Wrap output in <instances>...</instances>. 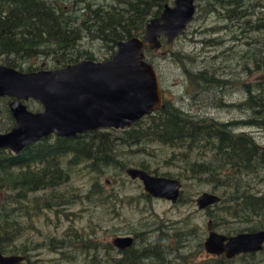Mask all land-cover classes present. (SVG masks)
<instances>
[{
    "label": "trees",
    "instance_id": "1",
    "mask_svg": "<svg viewBox=\"0 0 264 264\" xmlns=\"http://www.w3.org/2000/svg\"><path fill=\"white\" fill-rule=\"evenodd\" d=\"M172 2L116 0V5L106 8L99 5L93 7L88 0H73L75 5L84 4V12L76 16L58 4L57 0H0V64L21 72H35L42 69L27 67L23 71L20 67L27 61L51 56L56 62L55 69L79 63L83 56L86 60L95 61L92 54L78 50V43L86 37L101 41L109 53L106 61L115 54L118 42L141 37L147 23L159 16L164 6ZM244 7L243 0H214V3L207 4L206 12L213 13L219 8L225 11L223 20L231 23L244 20L250 31H260L264 27V19L245 21L254 11H246L248 9ZM151 53L153 51L145 49L147 61L154 65L149 57ZM253 59L254 71H264V50L254 53ZM186 73L190 74L189 71ZM206 74H197L196 88L200 87L201 81L203 84L214 81V76ZM214 83L216 85L213 87L225 85L224 81ZM243 87L246 99L233 108L249 110L251 117L246 121L217 123L192 117L163 100L160 110L126 130H96L70 139L51 136L26 148L18 156L0 151V253L23 256L26 264H38L30 261V250L25 245L15 246L23 234L20 218L29 217V210L38 213L80 199L77 194L67 197L58 188L70 181L72 170L81 164L93 170L109 166L124 169L126 166L120 160L121 146L158 144L168 147L172 151L171 159L176 158L178 162L185 163L181 169L186 172L185 177L210 183L212 194H215L216 189H225L219 196L220 203L214 205L212 211L221 210L230 217L252 225L230 228L226 232L227 236L264 231V190L251 185L252 182L264 183V146L246 132H235L243 126L258 129L264 134V80L257 79ZM3 100L6 109L4 117L7 126H11L10 100ZM25 105L33 112L41 111V106L36 102L28 101ZM141 150L144 151V148ZM136 166L149 175L157 176V172L151 171L145 161ZM163 177L172 178L169 174H163ZM37 192L43 195L34 197ZM94 197L103 202L111 198L102 195L98 186H94L87 194V199ZM180 197L177 202L182 203ZM145 198L149 200L150 196L146 195ZM206 210L213 230L219 229L226 218L215 215L210 209ZM182 224L188 225V220H182ZM184 230L183 240L190 244L192 231ZM146 231L135 233L132 246L118 251L111 244L101 248L94 239H87L78 231L53 241L62 253L66 251L68 258L73 257L71 252H85L87 264H236V259L246 258L251 260V264H260L262 260L256 262V259L264 255L263 248L262 252L231 260L221 256L193 263L190 254L189 257L179 254L180 246L169 244L167 230L161 227L152 229L153 236H149V241ZM175 236V239L181 238L178 233ZM198 247L204 251L202 241ZM172 256L174 259H170Z\"/></svg>",
    "mask_w": 264,
    "mask_h": 264
},
{
    "label": "rangeland",
    "instance_id": "2",
    "mask_svg": "<svg viewBox=\"0 0 264 264\" xmlns=\"http://www.w3.org/2000/svg\"><path fill=\"white\" fill-rule=\"evenodd\" d=\"M57 1L76 16L84 12L82 10L84 4L75 5L73 0ZM88 1L93 7L99 5L108 8L116 5V0ZM208 3H214V0H197L195 16L185 32L172 45L164 44L159 51L149 54V57L157 70L164 101L189 116L200 119L208 118L220 123L246 121L251 117L249 110L233 107L226 109L219 103L234 104V106L243 103L246 99L243 85L253 83L261 76L264 77V71H254L253 59L254 53L264 50V27L260 31L252 32L244 24V20L227 22L222 18L225 11L219 8L213 13L206 12ZM243 4L244 8L248 9L246 11L249 9L254 11L245 21L254 22L258 18L264 19V0H243ZM78 50L81 53L87 51L92 54L96 62H103L109 56L101 41L91 37L80 41ZM83 60H86L85 56L81 58V61ZM55 64L53 56L42 57L27 61L20 68L23 71L27 67L55 70ZM186 71L190 74L187 75ZM200 72L214 76V81L206 84L201 81L200 87L196 88L195 80ZM215 81H224L225 85L213 87L216 85ZM5 110L4 100L0 98V133L8 131L11 127L7 126ZM238 131L252 135L260 145L264 146V134L260 130L240 126L235 132ZM141 148H144V151ZM171 154V149L158 144L143 147L121 146L120 160L126 166L124 169L109 166L93 170L85 164L75 167L70 181L58 189L67 197L77 194L80 199L66 205L55 206L50 210L43 209L38 213L29 210V217L20 218L23 234L15 242V246L25 245L30 250V261L33 260L32 262L38 264H87L85 252H71L73 257L68 258L66 251L62 253L53 240L58 241L65 238L67 233L78 231L87 239H94L101 248H104L105 245H112L116 237L129 236L135 239V233L141 234L146 230L150 231H146L149 241V236H153L151 230L161 227L168 232L169 244L180 246L179 254L185 257H189L190 254L193 263L212 259L198 247L200 241L204 244L208 234L206 224L211 218L207 215L206 209L198 210L195 204L196 198L202 193H213L212 185L190 176L185 177L186 172L181 170L185 163L178 162L176 158L171 159ZM141 161L150 165L151 171L157 172L155 177H163V174L171 175L174 180L178 177L182 203L172 204L161 199L145 198L147 194L141 182L131 180L125 173V169L128 168L139 169L136 165ZM251 185L256 186V189L264 190V183L252 182ZM94 186L101 189L102 195H109L111 198L106 202L99 201L97 197L87 199V194ZM224 190L216 189L214 195L220 196ZM35 194L34 197L43 195L41 192ZM207 209L212 211L214 206ZM212 212L226 218L219 229L214 230L219 234L227 236L226 232L230 228L252 226L251 223L230 217L221 210ZM182 220H188V225L183 226ZM184 228L192 231L190 244L183 240ZM175 233L181 235L179 240L174 238ZM113 248L118 251L114 246ZM100 252L105 254L102 249ZM170 259H174V256ZM257 260H262L260 264H264V255L258 256L256 262ZM235 261L236 264H251V260L247 258ZM22 264H26V261Z\"/></svg>",
    "mask_w": 264,
    "mask_h": 264
},
{
    "label": "water",
    "instance_id": "3",
    "mask_svg": "<svg viewBox=\"0 0 264 264\" xmlns=\"http://www.w3.org/2000/svg\"><path fill=\"white\" fill-rule=\"evenodd\" d=\"M197 0H173L159 16L151 19L141 37L117 43L108 60L81 61L55 70L21 72L0 64V97L9 98L12 129L0 133V150L18 155L26 148L51 136L70 139L96 130H126L142 118L163 107L157 70L146 58L145 49L159 51L163 42L172 45L192 22ZM164 55V53L162 54ZM33 101L41 111L25 105ZM126 175L141 182L152 198L176 204L180 197L179 181L155 177L128 168ZM220 202L210 194L199 195L197 209L205 210ZM204 251L208 255L224 254L232 259L241 254L263 251L264 231L233 236L219 234L207 224ZM132 237H116L112 245L118 250L130 248ZM25 257L0 253V264H20Z\"/></svg>",
    "mask_w": 264,
    "mask_h": 264
},
{
    "label": "flooded vegetation",
    "instance_id": "4",
    "mask_svg": "<svg viewBox=\"0 0 264 264\" xmlns=\"http://www.w3.org/2000/svg\"><path fill=\"white\" fill-rule=\"evenodd\" d=\"M197 2V1H196ZM260 81H262V80H264V77H259L258 78ZM1 98V97H0ZM3 99H8V100H10V102L12 101L11 99H9V98H6V97H4ZM9 102V103H10ZM9 103H8V107H9ZM238 104H240V103H238ZM237 104V105H238ZM222 108H226V109H230V107H234V104H231V105H226V104H224V103H220L219 104ZM10 111V110H9ZM11 114V113H10ZM12 116V115H11ZM202 119H206V120H211V121H213V122H217V123H220V122H218V121H216V120H213V119H208V118H202ZM12 126H13V123L11 124V127H10V129L8 130V131H6V132H3V133H7V132H9L11 129H12ZM89 133V132H88ZM86 134V133H85ZM79 136V135H78ZM77 137V136H76ZM0 151H5V152H8V153H10L8 150H0ZM21 153H23V152H21ZM21 153H19L18 155H20ZM11 155H13L12 153H10ZM18 155H13V156H18Z\"/></svg>",
    "mask_w": 264,
    "mask_h": 264
},
{
    "label": "bare ground",
    "instance_id": "5",
    "mask_svg": "<svg viewBox=\"0 0 264 264\" xmlns=\"http://www.w3.org/2000/svg\"><path fill=\"white\" fill-rule=\"evenodd\" d=\"M83 61H85V60H83ZM81 62V61H80ZM11 113V112H10ZM48 139V138H47ZM43 141V140H42ZM41 142V141H40ZM210 194H212V193H210ZM214 195V194H213ZM216 196V195H215ZM217 197H219V196H217ZM220 198V197H219ZM220 201H221V198H220ZM220 203V202H219ZM199 210V209H198ZM201 211H204V210H201ZM211 222L212 223V221L209 219L208 221H207V224H208V222ZM207 224H206V226H207ZM212 228H213V224H212ZM206 229H207V227H206ZM261 231H263V230H261ZM256 232H258V231H256ZM207 233H208V231H207ZM235 235H237V234H235ZM133 238V237H132ZM134 239V238H133ZM242 255H249V254H241V255H238V256H242ZM211 257H221V256H224L225 257V255L224 254H221V255H210ZM238 256H236V257H238ZM236 257H234V258H236ZM226 258V257H225ZM234 258H232V259H234ZM226 259H228V258H226ZM228 260H231V259H228Z\"/></svg>",
    "mask_w": 264,
    "mask_h": 264
}]
</instances>
